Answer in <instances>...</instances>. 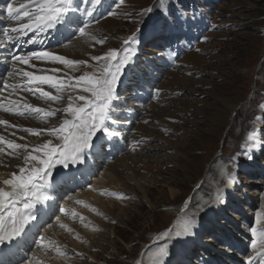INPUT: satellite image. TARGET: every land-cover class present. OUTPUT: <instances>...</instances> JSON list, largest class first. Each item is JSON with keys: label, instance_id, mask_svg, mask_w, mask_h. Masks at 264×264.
Returning <instances> with one entry per match:
<instances>
[{"label": "rangeland", "instance_id": "obj_1", "mask_svg": "<svg viewBox=\"0 0 264 264\" xmlns=\"http://www.w3.org/2000/svg\"><path fill=\"white\" fill-rule=\"evenodd\" d=\"M112 2L110 10L93 20V23L103 25L106 31L103 38L95 35L104 43H96L93 48L101 51L99 56L110 50H118L123 55L126 47L123 41L134 36L136 43L131 46L136 50L133 57L136 66H141L147 77L152 67L159 68L156 82L148 78L133 85L130 82L136 79V70L130 63L123 69L116 89V93L126 95L120 107L123 112L126 106H138L134 100V87L160 88L153 92V96L158 100L155 104L165 109L176 102L180 105L182 101L192 99L185 92L189 87L201 91L213 88L211 91L215 89L220 95L202 94L200 98L205 102L179 112L177 118L166 117L163 122L151 118L157 110L146 112L143 123H153L150 128L155 135L151 132L149 137L136 131L134 139L137 141L127 149V158L137 166L136 171L123 172L117 179L102 175L106 171L105 161L114 155L110 151L111 145L107 140L101 142L103 137L100 139L101 133H97L94 138L95 143L101 145L99 166H92L90 160L85 159L82 164L84 171L77 169V173L81 172L84 178L86 175L89 177L83 180L81 186L76 183L75 190L65 186L60 191L59 183L56 190L60 195L59 206L54 211L55 215H51L53 218L41 221L38 230L30 232L26 243H31L26 247L29 255L24 254L25 262L36 256L38 259L39 254L44 253L41 264H55L51 256L58 255V248L60 253H64L60 257L67 258L66 264H148L149 258H155L159 250L168 247L165 251L170 252L176 218L182 216L199 228L204 222L201 217L203 212L221 204L225 213H221V220L217 219L219 230L213 237L220 239L216 246L220 244L221 248L223 239L231 240V248L220 264H227V261L248 264L249 258L256 256L251 247L253 234L250 228H264V0H124L120 7H117L119 0ZM110 11L115 14L110 15ZM114 36L120 38L117 44L113 41ZM190 51L195 53V61L183 63L181 60ZM88 68L93 71L92 67ZM165 88L175 91L167 97L164 96ZM221 95H225L230 103H235L232 110L225 112L226 106L218 101ZM154 98L137 108L147 106L150 110ZM64 100H61L58 109L65 107L68 101ZM45 102L42 104L46 106ZM215 105L222 107V113L229 116L225 126L212 124L206 116L215 109ZM143 116L141 112L137 119L142 120ZM190 122L194 124L188 126ZM186 124V130L192 131L193 135L186 130L175 132L170 128L171 125ZM256 128L261 129V156L253 161L245 145L250 144L249 133ZM157 134H160L161 140L153 137ZM119 147L118 151L125 156L127 151ZM178 148H182L184 156H189V161L183 159V163H179L181 166L169 159V156L181 159V153L176 151ZM61 166L56 165L55 168ZM97 179L100 181L94 186ZM230 181H233L231 186ZM65 182L68 183L66 179ZM92 186L104 198L103 202L109 209L115 207L113 214L104 213L96 202L81 199V192L86 196ZM171 190H174L176 199L171 196ZM143 194L148 196V200H144ZM105 199L115 200L116 204L111 206ZM71 202H76V208L80 204L91 208L88 207L86 214H71L73 220L68 225L59 219L65 217L67 221L69 212L73 210L68 205ZM234 218L238 221L231 224L230 219ZM228 225H233V229L226 231L224 228ZM215 227L210 224L207 230ZM55 230L67 236H61ZM85 230L96 235L91 237L85 233V236ZM168 230H171L168 237L158 239L161 233ZM42 236L45 238L43 247ZM210 237L212 235H206L195 246V255L192 252L188 255L196 261L195 264L200 261L204 264V258L211 263L221 257L222 252L214 247L213 252L211 249L204 251V241ZM76 241L80 246L74 245ZM41 248L42 252L39 251ZM178 263L182 264V260ZM149 264L154 263L150 261ZM253 264H259V261L253 260Z\"/></svg>", "mask_w": 264, "mask_h": 264}, {"label": "bare ground", "instance_id": "obj_2", "mask_svg": "<svg viewBox=\"0 0 264 264\" xmlns=\"http://www.w3.org/2000/svg\"><path fill=\"white\" fill-rule=\"evenodd\" d=\"M12 2H13V0H0V104H3L4 106H7V107H11L10 101H17L18 103L21 101H26L27 103H30L33 106H38L41 108H49L51 106L52 108L58 109V108H60L58 105H60L59 103H61L62 101H60L58 103L52 102V101L45 102L44 100L38 98V96H39L38 93L33 94L32 92H27V91H24L23 89H20L23 91L19 90L13 94V90H12L11 85H19V84H22L24 82L23 79L21 78V76L15 75L14 73L19 69H25V70H29V71H34L35 69L29 68L28 66H25L22 64H15L12 57L14 55H27V54L31 53L32 51L48 50V51L53 52L54 54L64 56L67 59L84 60V61H88L90 65H95L96 63L94 60H92V57L99 56L101 51L96 49V48H93V45L96 44L95 42H93V41H87L86 42L85 38L79 37L78 33L73 35L72 29H69L63 25H58L56 28L50 29L46 33H37V34L28 33V35H26V36L19 35L16 33H10L11 35L15 36L16 39L14 42H7L6 38L4 36V32L8 29L13 28V27H18L19 24L22 22H26V21H19V22L13 21L7 17L6 6L8 3H12ZM21 2H26V0H17V2L14 4V6H18V4ZM76 2L79 3V0H76ZM111 5H112V3L110 0H103L102 6H98V9L93 13L92 17H87V16H81L80 17L81 20L89 23V25H90L89 31L94 36L99 35V36H101V38H103L102 35L106 34L105 33L106 32L105 27L103 25H100L99 22L93 23V20L97 16H99L101 13H103L106 10H108L109 8H111ZM84 7H85V5H83V4L80 5L81 11L83 10ZM21 11H23V10H21ZM95 37L98 39L97 36H95ZM30 39H35L37 41V43L33 44L30 42H27ZM41 41H42V43H41ZM113 41H114V43L117 44L120 41V38L114 36ZM194 56H195V53L190 51V53L187 54L181 61L183 63L195 61L196 57L194 58ZM173 59H174V57H172V60ZM135 62H136V60L134 58L130 61L131 67H133V69L136 70V77H135L136 79H134V81L130 82V83H132V85L135 83L138 84L139 82H142V81H147L148 78L150 80H153V82L157 81L156 73H158L159 68L152 67L151 73H149L148 74L149 77H147L144 75L143 71L140 69L141 66H140V68H138L136 66L137 64ZM34 63H37L39 68L45 69V70H51L53 68L60 69L61 71L59 73H57L60 76H66V75L79 76L84 71L90 72L89 68L87 66H84V65L80 66L79 71H73V70L69 69L66 65H62L59 63H41V62H34ZM14 64H15V68L13 67ZM152 84H154V83H152ZM6 85H8L9 87H5ZM44 87L46 90L54 91V90L50 89L48 86H44ZM127 88H129V87H127ZM6 89L12 90V91H5ZM122 89L125 90V88H121V90ZM134 89H135L134 90L135 92L133 93V95H134L135 103H137L138 106H140L142 104H145V102L148 101L149 99L154 98L153 92L158 91L160 88L151 87L149 89H143V88H139V87H134ZM150 89L151 90L153 89V91H149ZM165 89L167 91L164 93V96H167V97L168 96L170 97L173 94V91H175V90L169 89V88H165ZM211 90L208 91V89H207V90L201 91L196 87H189V89H187L185 92H186L187 96H189V97L192 96V99L189 98L187 100H184V101H182V103L180 105H178L179 103L176 102L173 106H170L167 109L161 108L159 105L155 104L157 98L156 99L154 98V99H152V100H154L153 103H151V106L149 107L150 110L148 109V107L146 105H144L146 107H144L143 109L137 108L138 106H136L134 108H132V106H126V108L124 109L125 112H123L120 109V107L122 106L123 102L125 101L126 95L122 96L123 94L120 95V94L116 93L118 98L113 102V107H112V112H111L113 122H111L109 124V130L118 132L119 135L109 137L107 134L100 132L101 133L99 136L100 139L103 137L101 142L103 140H107L108 144L111 145L110 151H112L113 155H114L111 160L105 161V163H106V169L105 170L106 171H104L102 175H104V177L108 176L111 179H117V178L121 177L119 175L123 172L134 173L136 171L135 169L137 166L134 165L133 163H130L129 158H127V154L129 153L128 152L129 150L127 151V149L132 148L131 143L134 141H137V139L136 140L134 139V138H136V131H139L141 134H144L145 136L151 137V135H152L151 132H153V130L150 128V126L153 123H151V124L149 123V125L143 123V119L146 117V112L150 113L152 110H155L153 112H156V110H157L155 116L153 113H151V114H153V116L151 115V118L153 120H156V121L161 120L163 122L166 120V117H169V118L176 117L177 118V115L179 112H181V111L184 112V110H188V108L196 107L198 104L205 102V100H202L200 98V96L202 94H205V95L211 94V95H214L215 97L217 95H220V92L215 91V89L213 91H211ZM199 91H201V92H199ZM196 93L197 94L199 93V95H197ZM67 95H68V93L64 94L65 99H67L66 98ZM137 99L139 101L136 102ZM167 101H169V100H167ZM167 101H165V102H167ZM218 101L222 102L226 106L225 112H227L228 110H232L235 107V103H233V101H231V103H230V100L225 95L219 96ZM43 102L46 103V106L44 104H42ZM161 102H164V100L160 101V103ZM66 104H67V102H66ZM213 107L215 109L213 111L207 113L206 116L212 122V124L225 126L229 121V116H227V115L225 116L222 113V111L224 110L222 107H219L217 105H215ZM117 109H120V110H117ZM19 110H23L22 105H21ZM141 112H143L144 116H143L142 120H138L137 115H139V113H141ZM57 113H59V112H57ZM0 119L8 120L10 122V124L17 125V127H15V128H13V127L5 128L4 126H0V135H3L6 139L13 140L16 143L35 145V144L43 143L48 139H53L54 143H56L57 141L53 137H50L46 131L43 132V134L41 136L37 137V136H33L30 133L24 131V129L30 128V129H36V130H44V129L51 128L53 126H58L59 123L62 122L63 114L61 113L58 117H49L45 121L44 119H42L36 115L30 116V115L26 114L24 116H20V115L13 114V112H5L2 110V108H0ZM187 124H186V126L185 125H179V126L171 125L170 128L173 129V131H175V132L180 130V129L186 130L189 125H192L194 123L191 124V122H190L188 124V126H187ZM212 131L213 130L210 131V134L212 133ZM131 132H133L132 136H131ZM186 132L192 133V131H187V130H186ZM13 133H14V135H13ZM249 134L251 136H253L254 139L249 140V138H248L250 144L245 145V147L249 150V152L251 154L250 158L253 161H257L255 159H257L261 156L260 148H259L260 143H261L260 142V140H261V137H260L261 136V129L256 128L255 131H252ZM138 135L139 134H137V136ZM153 135H155V132H153ZM192 135H193V133H192ZM194 135L196 136L197 133ZM202 135L204 136V134H202ZM202 135H200L199 137H202ZM21 137H24V139L23 140L20 139ZM126 137L128 138L127 140H126ZM132 137H133V139L131 140ZM153 137H156V140L157 139L161 140L160 134H157V136H153ZM95 141H96L95 138H93L92 143L94 145V148L92 150L95 151L94 152L95 154H93L92 157H90L89 154L85 157V159L90 160V162L93 164V166L95 163H97L99 161L100 156H98V152L100 151V148H101L100 143L99 142L95 143ZM138 142H139V140H138ZM134 143H136V142H134ZM118 147L121 148L123 151L124 150L127 151L124 153L125 156H123L121 151H118V149H117ZM174 148H176V147H174ZM182 148H180V149H182ZM180 149L178 148L176 151H177V153H181V155H182L181 159H179V158L174 159L173 157L169 156L170 162H174L175 164L177 163L176 165H179V166H181L179 164L180 162L183 163L182 162L183 159H185L186 161H189V156L188 157L184 156L182 154V150H180ZM117 155H119V156L116 157ZM22 165H23L22 158L18 159V158H13V157H9V156H0V187L6 188L7 186L3 185L2 181L5 179H9L12 172L18 173V171H19L18 166H22ZM86 166H87V164H86ZM77 169L79 171L83 172L84 166L82 164H71L70 163L68 165V167L61 166L59 168H54L52 170L51 181L53 184V188L50 189L48 192L51 199H49L44 205H37V210H34V211H36V220L32 221L25 228V231H24V233L21 234V236L13 237L11 240L6 239L3 243H0V259H2V258L7 259L8 255L12 254V253H14L16 255L15 248H17L18 250H20L19 248H21L22 253L27 254V256L29 255V251L25 250L24 247L27 244L25 242L28 241L30 238V237H28L31 234L30 232L37 231L41 221H45L48 218H53V216H51V215H55L54 211L59 206V196L60 195H58V193H56V190L58 188V183L59 182H61V184L63 183V181L61 180V177L68 179L69 183L73 184V185H75L76 183L77 184L82 183L83 180H85V179H87V177H89L88 175H86V177L84 178V176L81 175V172L77 173L78 172ZM186 170H187V168L185 169V171ZM59 173H62V174H59ZM73 174H74V176H72ZM98 181H100V180L97 179L94 181V186L98 185L97 184ZM232 183H233V181H231L229 183V186H231ZM95 184H97V185H95ZM65 186L66 185H64L62 187L63 190H64ZM100 186H102V184ZM230 188H232V187H230ZM94 190L95 189L92 186L90 188V192H88V194H86V196L82 192H81V194H80V192H78L77 195L80 194L81 199H84V198H85V200L89 199L90 200L89 202H91V203H93V202L98 203L99 206L102 207L104 213L106 212L107 214H113V210L115 209V207L112 205L116 204V201L112 200V199H105L112 206V209H109L108 208L109 206H106L105 202H103L104 198H102L97 193V191L96 190L94 191ZM170 194L174 199H176L177 196L174 195L175 194L174 190H171ZM142 197L145 200V198H147L148 196L143 194ZM147 200H148V198H147ZM224 200L225 199H223V201ZM80 201L81 200H78L77 202H80ZM75 203L71 202V204H68V205L71 206L72 209L76 210V211L72 210L69 212L67 221L65 220V217H61L59 219V220H61L60 222L63 223V220H64L68 224L69 221L73 220V217H70L71 214H73V213L81 214L82 212L86 214L87 210L89 208H91L87 204H80L76 208ZM202 204H204V203L202 202ZM219 205H221V204H219ZM219 205H214L210 209L203 212V215L201 217H203L204 222H203V224H201V226L199 228H196L191 222L187 221L182 216H179L178 218H176V220H174L175 225H176V229L174 232L175 234H173L174 237L172 238V244H171L170 252H168L164 256H160V255H158L161 252L159 250L156 253L155 258H152V257L149 258L148 262L150 263V261H152L154 264H176V263L181 264L178 262H181V260H182V264H195L196 261H192L188 255H190L191 252L193 253V255H195V253H196V252H194L195 246L198 245L199 243H201V239H203L206 235H212V238L210 237L211 239H209V238L205 239L204 251L211 249V252H213L212 247H214V249L215 248L219 249V250H217L218 252L219 251H220V253L222 252L221 257H219L216 261L215 260L211 261V263L210 262L207 263V261H206L207 259L204 258L205 259V260L203 259L204 264H215V263L220 264L221 259H223V258L227 257V255H229L228 250H229V248H231V245H230L231 240L225 241L223 239L224 242H223L222 248H221L220 244L218 247L216 246L218 243L217 240H220V239L216 240L215 237H213V236H215V233L218 232L217 230H219L220 222L217 221V219L221 220V218H220V216L222 215L221 213H225L224 212L225 210L223 208L224 206L221 205V207H219ZM224 217H225V215H224ZM237 221L238 220L235 218L230 219L231 224H233V222H237ZM210 224H212V227H213V225H216L215 229H211V231L207 230ZM173 225H174V223H173ZM186 226H190L189 232L184 231ZM7 228H8V223H7V221H5V229L7 230ZM64 228H65V225H64ZM173 228H175V227L173 226ZM229 228L233 229V225H231V226L228 225L224 229L227 231ZM215 231H217V232H215ZM41 232L42 231H40V233ZM54 232L60 234L61 236L65 235L63 232L60 233V232H57L56 230ZM51 233H53V232H51ZM85 233L89 234L91 237H92V235H96L95 233H92L90 230H85L84 235H85ZM48 235H51V234L49 233ZM55 235H57V234H55ZM60 235H57V236L61 237ZM65 236H67V235H65ZM87 238H88V236H87ZM30 243H31V241L27 245H29ZM112 243H114V241ZM19 244H22L23 246H20L18 248ZM78 244L80 246L79 242L76 241L74 243V245H78ZM166 248H168V247H166ZM42 250H43V248H41L39 251L42 252ZM187 253H189V254H187ZM43 254L44 253H42V255L39 254L38 259H37L38 256H36L35 258H31L27 262H25L26 257L24 256V260H21L18 264H41V262H43V261H41V258H43V256H44ZM48 255H50V254H48ZM48 255H46L47 259L49 258V260H51ZM193 255H192V257H193ZM239 256H240V254L238 253L237 257H239ZM51 257H53L55 264H66L67 263L66 262L67 258L60 257L59 254L57 256H51ZM17 258L19 261L20 260L19 255H17ZM5 261L2 259L0 261V263L2 262V264H4ZM227 262H228L227 264H233V263H231L232 261L231 262L227 261ZM44 263L47 264V262H44ZM196 264H203V262L200 261Z\"/></svg>", "mask_w": 264, "mask_h": 264}, {"label": "snow or ice", "instance_id": "obj_3", "mask_svg": "<svg viewBox=\"0 0 264 264\" xmlns=\"http://www.w3.org/2000/svg\"><path fill=\"white\" fill-rule=\"evenodd\" d=\"M16 2L17 0H13L12 3L7 4V17L13 21L26 22L4 32L7 42H14L16 39L10 33L23 36L28 33H46L58 25H63L72 29L73 35L78 33L79 37L85 38L86 42L104 43L103 40H97L89 31V23L80 19L81 16L92 17L98 6H102L103 0H79V3L76 0H26V2L14 6ZM123 3L124 0H119L117 7ZM81 4L85 5L82 11ZM147 11H151V9ZM109 14L114 15L115 13L110 11ZM73 25H75L74 29ZM27 42L37 43L35 39H30ZM135 43L134 36L124 40L123 44L126 47L123 55L118 50H110L104 56L92 57V60L97 62L95 65H90L88 61L84 60L67 59L48 50L32 51L27 55L12 57L15 64L35 69L34 71L19 69L14 73L21 76L24 82L19 85H11L13 94L23 89L33 94L38 93V98L46 102L58 103L64 99V94L68 93V102L61 109L51 106L41 108L26 101L19 103L10 101L11 107L0 104V108L5 112H13L20 116L36 115L45 121L49 117H55L57 112L63 114L62 122L58 126L44 130L24 129L37 137L46 131L50 137L57 141L56 143L53 139H48L40 144L29 145L16 143L0 135V156L22 158L23 160V165L18 166V173L12 172L9 179L2 181L3 185L7 187H0V243L6 239L11 240L13 237L21 236L25 228L36 220V211L34 210H37V205H44L51 199L48 192L53 188L51 177L52 170L56 165L68 167L70 163L83 164L85 157L93 148V138L97 133L103 132L109 137L119 135L118 132L109 130V124L113 122L111 112L113 102L118 98L116 89L122 71L136 55L135 48L131 46ZM34 62L59 63L73 71H79L80 66L84 65L92 67L93 71H84L79 76H60L57 74L61 71L60 69H41ZM44 86H48L54 91L46 90ZM21 105L23 110H19ZM0 126L17 127L3 119H0ZM20 139L23 140L24 137ZM252 139L254 137L250 135L249 140ZM61 211L66 212L67 210L61 209ZM73 215L76 214L73 213ZM5 221L8 223L7 230ZM61 226L63 227V225ZM189 230L190 226H186L184 229L185 232H189ZM170 231L161 233L158 239L168 237ZM250 231L253 234L251 247L256 251V256L250 257L248 264H253V260L264 264V228L251 227ZM44 239L42 236V247ZM56 250L59 255H64L59 252L58 248ZM166 254V251L162 249L158 255Z\"/></svg>", "mask_w": 264, "mask_h": 264}]
</instances>
